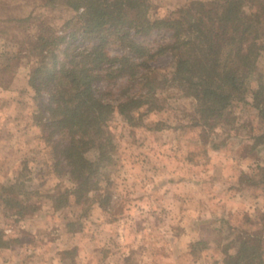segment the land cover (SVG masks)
I'll list each match as a JSON object with an SVG mask.
<instances>
[{
    "label": "rangeland",
    "instance_id": "rangeland-1",
    "mask_svg": "<svg viewBox=\"0 0 264 264\" xmlns=\"http://www.w3.org/2000/svg\"><path fill=\"white\" fill-rule=\"evenodd\" d=\"M28 1L29 7L16 15L31 11L35 0ZM193 1L212 0L146 3L152 19H163ZM34 11L55 34H83L74 12L53 6ZM39 23L28 34L35 39L45 34ZM25 36L0 40V66H11L13 77L9 88L0 87V229L12 242L0 249V264H158V237L169 239L170 232L185 225L208 232L206 240L190 247L191 262L225 264L244 237L264 235V119L253 107V92L261 79L264 82V56L247 79L248 102L235 101L226 112L231 123L224 124L226 130L214 131L198 125L196 103L172 81L170 55L158 54V45L169 33L156 30L148 37L136 36L153 54L147 62L157 81L154 96L146 95L148 88L139 77L96 81L94 87L115 105L135 97L147 103L132 107L131 118L117 109L107 116L104 135L111 158L93 175L95 186L87 196L78 199L73 192L77 183L60 154L63 137L50 128V94H39L31 86L40 81L43 70L37 56L32 64L24 57ZM96 40L86 35L72 39L71 53L89 51ZM62 44L60 63L66 49ZM106 50L112 57L131 55L114 40ZM139 71L148 72L144 67ZM99 153L92 149L85 156L97 161ZM60 195H68V201L56 210ZM235 197L249 209L231 211L233 225L223 218L228 210L222 204ZM17 199L28 213L24 217L17 215L22 210ZM187 209L190 216L183 213ZM183 264L192 263L187 259Z\"/></svg>",
    "mask_w": 264,
    "mask_h": 264
},
{
    "label": "trees",
    "instance_id": "trees-1",
    "mask_svg": "<svg viewBox=\"0 0 264 264\" xmlns=\"http://www.w3.org/2000/svg\"><path fill=\"white\" fill-rule=\"evenodd\" d=\"M42 1V4L33 1L31 11L16 15L18 9L28 8L31 2L0 0V10L4 12L0 15V40L6 37L13 40L19 33L25 34L26 41H21L26 52L24 57L30 59L31 64L35 56L40 59L43 76L38 83L31 82V86L39 94L44 91L50 94L46 107L50 113V128L52 134L63 137L60 154L69 175L77 183L73 192L78 199L87 196L95 186L93 175L98 174L106 160L111 158L107 151L110 141L104 135L107 116L117 109L131 118L132 107L140 108L147 103V99L135 97L115 105L107 99L106 92L94 87L96 81L115 76L129 80L139 77L143 86L148 88L146 95L154 96L157 81L153 74L150 75L152 72L147 62L153 54L135 39L136 36L148 37L156 30L169 33L168 39L158 45V54L170 55L174 69L172 81L184 96L196 103L197 121L201 127L226 130L224 124L231 123L226 112L233 103L248 102L247 79L257 71L258 62L264 56V0L193 1L163 19L150 17L146 0ZM52 6L76 13L75 18L83 28L82 35L97 39L89 51L72 54L70 46L73 43L70 41L82 35L55 34L52 26L45 20L40 21L41 17L34 9ZM38 21L45 28V34L35 39L28 34L30 27H35ZM72 23L73 19L67 25ZM110 40L119 42L131 55L112 57L106 50ZM61 43L66 44V49L60 63L58 49ZM76 49L77 46L73 45L72 51ZM139 67L148 72L141 74ZM11 72V66H0V87H10L13 81ZM253 101V107L264 119L262 79L253 92ZM92 149L100 152L97 161H90L85 156ZM56 201V210H61L68 195H60ZM16 204L22 208L18 216L28 214L23 211L21 201L17 199ZM11 245L0 229V249ZM225 264H264V235L256 232L244 237L238 250L227 255Z\"/></svg>",
    "mask_w": 264,
    "mask_h": 264
},
{
    "label": "crops",
    "instance_id": "crops-1",
    "mask_svg": "<svg viewBox=\"0 0 264 264\" xmlns=\"http://www.w3.org/2000/svg\"><path fill=\"white\" fill-rule=\"evenodd\" d=\"M242 194V193H241ZM238 194V195H241ZM229 199V198H228ZM227 198L224 199L222 206L225 204V208L228 210V216L224 214L225 220H228V222H231V211L240 209L243 210L247 208V204L244 206L240 201L239 198H234V201L228 200ZM254 204V203H253ZM240 206V207H239ZM230 211V212H229ZM161 212L163 215V211L158 208V214ZM187 215L190 216V210L187 209L186 212ZM231 224L234 225V223L231 222ZM183 226V225H182ZM179 228V227H178ZM208 232L204 230H200L199 228L192 226V225H185L183 228L177 229V233L170 232L167 236L169 239H163L161 240L160 237H158V264H183L187 259L190 261V263L195 264V262H191L194 260V257L192 256L190 252V247L192 244L196 241L200 240H206ZM158 234H160L158 232ZM159 236V235H158ZM208 261H206L207 263ZM211 263V261L209 262ZM223 263V262H222Z\"/></svg>",
    "mask_w": 264,
    "mask_h": 264
}]
</instances>
